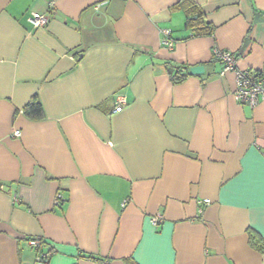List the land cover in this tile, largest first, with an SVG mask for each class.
I'll list each match as a JSON object with an SVG mask.
<instances>
[{"label": "crops", "instance_id": "obj_1", "mask_svg": "<svg viewBox=\"0 0 264 264\" xmlns=\"http://www.w3.org/2000/svg\"><path fill=\"white\" fill-rule=\"evenodd\" d=\"M215 47L263 70L264 0H0V264H264V100Z\"/></svg>", "mask_w": 264, "mask_h": 264}, {"label": "built area", "instance_id": "obj_2", "mask_svg": "<svg viewBox=\"0 0 264 264\" xmlns=\"http://www.w3.org/2000/svg\"><path fill=\"white\" fill-rule=\"evenodd\" d=\"M27 22L35 28L46 26L48 23V18L44 15L38 13H32L28 16ZM166 39L164 41L165 46L169 49L173 47V41L170 38V32L167 31ZM213 59L218 60L223 64L222 75L229 72H234L237 77L236 90L234 92V97L237 102L243 105H247L250 108H255L261 100H264V69L260 71H250V70H240L238 69L236 57L226 51H221L218 48L213 49ZM118 108L116 113H120L123 110V105H125V99L123 96L117 97ZM20 131H15L14 136L20 137ZM62 196L58 195L56 203H60ZM210 201L204 200L201 205H209ZM202 213V209H201ZM163 222V216L161 214L157 215L152 219V224L158 226ZM31 247H39L40 242L37 240L29 241ZM47 258L45 255H41L39 260H44Z\"/></svg>", "mask_w": 264, "mask_h": 264}, {"label": "trees", "instance_id": "obj_3", "mask_svg": "<svg viewBox=\"0 0 264 264\" xmlns=\"http://www.w3.org/2000/svg\"><path fill=\"white\" fill-rule=\"evenodd\" d=\"M187 3L188 1H186L183 6L186 7ZM203 18L204 14L198 11V14L196 13L188 16L186 25L187 27H194L195 36H213L214 29L210 24L203 22ZM190 70L191 68L189 66L176 67L175 72L171 75L172 82L178 84L184 81L188 76H191ZM25 112L33 118H42L44 116L43 107L37 98H34L33 101L27 105ZM257 241L258 239L255 236H251V243L256 247H258L259 244ZM262 250H264V248Z\"/></svg>", "mask_w": 264, "mask_h": 264}, {"label": "snow or ice", "instance_id": "obj_4", "mask_svg": "<svg viewBox=\"0 0 264 264\" xmlns=\"http://www.w3.org/2000/svg\"><path fill=\"white\" fill-rule=\"evenodd\" d=\"M245 167H247V163L245 164ZM250 178L255 181L257 179V173L256 170L253 169L250 173ZM258 180L261 188L262 194H264V156L259 158V175Z\"/></svg>", "mask_w": 264, "mask_h": 264}, {"label": "water", "instance_id": "obj_5", "mask_svg": "<svg viewBox=\"0 0 264 264\" xmlns=\"http://www.w3.org/2000/svg\"><path fill=\"white\" fill-rule=\"evenodd\" d=\"M204 71L205 68L203 66H195L191 68L190 73L193 75H201L204 73Z\"/></svg>", "mask_w": 264, "mask_h": 264}]
</instances>
